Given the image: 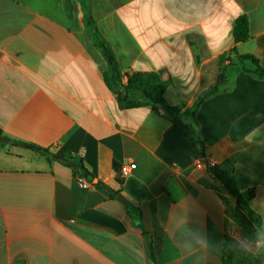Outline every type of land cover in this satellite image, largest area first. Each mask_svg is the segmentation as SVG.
<instances>
[{
	"label": "crops",
	"instance_id": "0c3cea01",
	"mask_svg": "<svg viewBox=\"0 0 264 264\" xmlns=\"http://www.w3.org/2000/svg\"><path fill=\"white\" fill-rule=\"evenodd\" d=\"M88 16L123 75L172 81L165 98L187 122L233 49L264 64V0H0V264H224L225 194L207 164L254 188L243 223L264 228V79L228 67L187 137L163 111L120 107ZM242 16L251 37L235 43ZM18 143L82 163L91 187Z\"/></svg>",
	"mask_w": 264,
	"mask_h": 264
},
{
	"label": "trees",
	"instance_id": "16d2710c",
	"mask_svg": "<svg viewBox=\"0 0 264 264\" xmlns=\"http://www.w3.org/2000/svg\"><path fill=\"white\" fill-rule=\"evenodd\" d=\"M87 24L91 28L93 39L98 45L99 49L103 52L107 61L109 62L110 69L105 72V81L107 85L118 95V101L121 108H135L141 106H150L152 107L155 113L164 112L165 117L169 119L173 127L182 133L183 135L190 137L194 136L199 140L196 130V112L200 105L210 96L221 91L226 85L225 72L228 67L236 65L242 70L252 73L255 77L264 79V64L260 63L258 58L253 54L239 55L235 49H233L232 54L236 59L234 63L233 59L229 60V64L222 71L219 79L206 91L202 93L200 98L195 103L190 117V122L185 121L186 117L183 113L184 105L182 106H171L166 98L165 93L167 88L172 84L171 80H163L161 78L160 72H136L130 75H123L119 69L117 61L106 45V43L101 39L97 26L93 21L92 17L88 16L86 18ZM233 37L235 43L248 41L251 37L249 20L247 17L242 16L234 24L233 27ZM246 61L252 62L255 66V69L250 71L245 68L244 63ZM126 78V83L123 82V79ZM139 95L140 99H134L130 95ZM184 124L188 131H185L179 127V124ZM2 131H0V138L2 137ZM22 146H26L32 149L35 152H38L48 158L49 161L59 162L66 166H71L74 170V174L78 172L82 173L87 179L94 178L82 163H76L72 160L71 157L66 155H56L50 152L48 149L39 148L33 144L29 143H18ZM200 155L205 156L204 146L201 145ZM115 170L120 173V168L115 164ZM207 171L212 177L219 183L221 186L224 195L219 194V197L225 203V213H226V222L225 228L227 231L226 243L223 249L224 255V264L232 261L240 253L245 254L244 259L241 262L242 264H263V261L254 254H248L245 251L244 246L235 239L234 237V221H246L248 219L253 220L252 210L250 208L249 202L254 198L255 192L254 188H250L246 194H243L237 184L233 181L230 172L218 165L207 164ZM119 182H122L119 179ZM97 187L101 186L109 191L108 187L104 185H96Z\"/></svg>",
	"mask_w": 264,
	"mask_h": 264
},
{
	"label": "rangeland",
	"instance_id": "374dc122",
	"mask_svg": "<svg viewBox=\"0 0 264 264\" xmlns=\"http://www.w3.org/2000/svg\"><path fill=\"white\" fill-rule=\"evenodd\" d=\"M191 112H192V110H190L186 116L190 117ZM241 223L242 224H238V226L235 227L234 236H237L238 238L241 239V241L243 242V246L247 245V246L251 247L252 251H250V252L253 253L254 255H256V257L264 258V249L257 251L256 244H255V241L257 238V236H256L257 231L259 230V232L261 234H264V228L260 226L261 222L256 221L255 226L247 225V224H244L243 222H241ZM228 264H242V263H241V261H237L234 258L232 261L228 262Z\"/></svg>",
	"mask_w": 264,
	"mask_h": 264
},
{
	"label": "built area",
	"instance_id": "2783aa9c",
	"mask_svg": "<svg viewBox=\"0 0 264 264\" xmlns=\"http://www.w3.org/2000/svg\"><path fill=\"white\" fill-rule=\"evenodd\" d=\"M197 164L200 165L202 164L201 159L199 158L197 160ZM136 168L135 164H125L121 167L120 169V174L121 177L125 178L127 176H129L131 174V172ZM76 180L79 183V185L83 188V189H88L91 187V184L89 183V181L83 176L82 173L78 172L77 174H75Z\"/></svg>",
	"mask_w": 264,
	"mask_h": 264
},
{
	"label": "clouds",
	"instance_id": "9594fccd",
	"mask_svg": "<svg viewBox=\"0 0 264 264\" xmlns=\"http://www.w3.org/2000/svg\"><path fill=\"white\" fill-rule=\"evenodd\" d=\"M256 236L257 238L255 241V244H256L257 251H259L261 249H264V234H261L258 230ZM244 247H245V251H252L251 247L247 245H245Z\"/></svg>",
	"mask_w": 264,
	"mask_h": 264
},
{
	"label": "water",
	"instance_id": "95a60500",
	"mask_svg": "<svg viewBox=\"0 0 264 264\" xmlns=\"http://www.w3.org/2000/svg\"><path fill=\"white\" fill-rule=\"evenodd\" d=\"M179 127L181 128V129H183V130H185V131H188V128L184 125V124H179ZM148 238H150V235H147L146 237H145V239H146V241L149 243V241L147 240Z\"/></svg>",
	"mask_w": 264,
	"mask_h": 264
}]
</instances>
